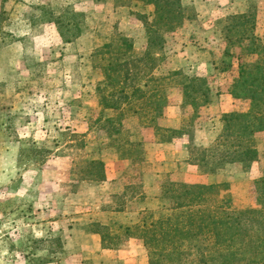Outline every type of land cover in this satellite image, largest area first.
I'll return each instance as SVG.
<instances>
[{"label":"rangeland","instance_id":"rangeland-1","mask_svg":"<svg viewBox=\"0 0 264 264\" xmlns=\"http://www.w3.org/2000/svg\"><path fill=\"white\" fill-rule=\"evenodd\" d=\"M134 1L0 0V264H97V210H128L133 215L126 220L138 223L171 204L161 196L179 178L190 185L230 183L236 209L256 206L264 133L256 142L261 160L250 167L221 165L222 148L216 145L222 115L249 110L248 102L232 97L230 85L240 63L257 59L226 57L223 27L254 5L255 36L264 47V0H182L192 19L165 35L163 61L154 75L177 71L206 79L213 102L190 124L195 111L183 106L182 78L174 77L158 125L185 127L187 133L161 142L154 128L125 119L133 140L143 143L144 159L132 162L108 136L104 121L115 114L100 105L102 76L95 66L97 52L115 36L131 40L136 55L147 50L146 25L156 9ZM57 17L78 22L70 27L71 42L48 22ZM228 63L233 67L224 71ZM98 160L106 179L107 173L114 178L112 185L97 182L89 161ZM115 220L112 216L109 225ZM58 239L63 249L53 242Z\"/></svg>","mask_w":264,"mask_h":264},{"label":"trees","instance_id":"trees-1","mask_svg":"<svg viewBox=\"0 0 264 264\" xmlns=\"http://www.w3.org/2000/svg\"><path fill=\"white\" fill-rule=\"evenodd\" d=\"M127 1L131 4L134 0ZM134 2L154 5L156 9L154 21L146 25L147 50L136 55L131 40L115 36L105 41L97 52L95 66L102 76L97 88L100 105L103 110H112L115 114L104 121L109 127L108 136L117 144L121 157L132 162L144 159L143 143L133 140L123 125L125 119L135 118L144 127L154 128L161 142H171L187 133L185 127L177 130L158 125L169 106L167 89L174 77L182 78L179 86L183 106H191L195 111L190 124L201 108L213 102L206 79L189 78L177 71L168 77L154 75L163 61L165 35L192 19L185 14L183 1ZM228 21L223 27L228 44L225 56L237 60L256 56L257 59L238 65L230 94L235 100L248 102L249 110L222 115L224 128L216 148H222L221 165L241 163L250 167L261 160L256 142L257 135L264 133V47L255 36L254 5L248 14L231 16ZM48 22L58 26L65 42L72 41L67 36L70 27L78 26V22H65L63 17ZM237 49L240 53L235 51ZM225 65L224 71L233 67L231 63ZM89 162L97 173V182L104 181V162ZM261 172V177L255 181V207L236 209L230 183L190 185L170 182L161 196L162 200L170 201L169 206L159 212L146 213L133 225L97 223V230L93 232L101 235L105 249L116 250L130 239L141 240L150 264H264V166ZM53 242L63 249L59 239Z\"/></svg>","mask_w":264,"mask_h":264},{"label":"crops","instance_id":"crops-1","mask_svg":"<svg viewBox=\"0 0 264 264\" xmlns=\"http://www.w3.org/2000/svg\"><path fill=\"white\" fill-rule=\"evenodd\" d=\"M169 145L171 144L170 143L160 144L159 146L166 147ZM159 172L162 171H160L159 169ZM157 176H159L160 178V174ZM179 176L182 177V175H178L177 177ZM112 179L114 178H111V175L107 173L106 181L109 182L108 184H111L110 181ZM179 179L181 180L179 182L187 183V181H185L184 179L182 178ZM106 181L104 182L105 184H107ZM148 201L149 199L145 200V203H147ZM142 210H145V208H143ZM132 215L133 213H131V211L128 212V210L123 212L110 210L109 212H106V210L99 209L97 210V223L102 225H109L111 223L112 216H116L117 220L115 221L121 222L124 225L136 224L137 223L136 220L134 222L126 220L128 216H132ZM97 264H150V263H149L147 249L145 248L141 240L130 239L119 249L116 250L105 249L103 248L102 245L101 235L97 233Z\"/></svg>","mask_w":264,"mask_h":264}]
</instances>
